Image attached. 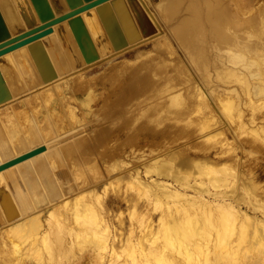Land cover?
I'll use <instances>...</instances> for the list:
<instances>
[{
  "label": "rangeland",
  "instance_id": "374dc122",
  "mask_svg": "<svg viewBox=\"0 0 264 264\" xmlns=\"http://www.w3.org/2000/svg\"><path fill=\"white\" fill-rule=\"evenodd\" d=\"M164 1H140L141 5H144L146 7L145 8L143 6L151 21L153 22L155 20V23L153 22L154 25L156 24L155 27L157 28V32L155 34L151 35L150 37L143 38L142 40L131 45H128L126 43L128 47L126 45H121V47L119 46L117 49H115L114 53L108 56L100 57L98 55L91 36L86 29V31L84 32L85 38L83 39V43L88 42L90 43V45L92 44L94 49V58L86 59L87 63L83 67H80L78 69H71L68 73L55 79L54 81L42 83L41 77L39 76V73L34 65L31 56L27 51L25 52L27 54L26 56L28 61L27 59H25V62L22 65L24 67L25 64H27V67L30 68L29 77H27L28 83L25 81V84L22 86L21 83L24 79H21L19 75V83L21 80L22 81L19 85V88L17 89L20 90H13V98L8 102L0 105V119L3 120V112L6 111L4 115L9 113L8 116H6L7 122H0V147L7 150L6 154L0 153V164L5 163V161L9 160L13 156L21 155L22 153H25L41 145H46V150L24 162L19 163V165L16 164L0 172V180L4 178L6 182L3 188L7 187V192L9 193L7 195V198L1 199L2 203L0 201V207L2 205L4 208V213L1 210L2 208L0 209V234L13 230L12 228L16 226V223L27 226L30 219L34 216L38 217L42 221L43 225L38 232L36 231V233L25 235L27 236L25 238L20 236L18 239H14L16 240L14 241V243H19L18 245L21 246L20 249L23 252H20L19 249L14 245H6V249L2 250L3 252L1 251L0 262H2L0 264H39V261L41 259L42 260L40 264H74L75 260L79 261V259L76 258L81 256V254L80 256L78 255L79 253H84L85 255V257L83 256V260L79 261L80 264H115V262H119L120 259V264H144L145 258V264H188L186 258L179 252H176V249L174 248L175 245H179L180 242L186 240H182L180 238L181 236H176L174 233H171L167 236L164 233V225H162L163 222L162 224L160 222L162 221L163 214H166L165 219H167L166 217L169 216V219H167L169 221H172V219L175 217L184 215L183 209L185 208L186 211L184 212H188L189 215H203L201 211H199V208L197 206L199 204L195 202V199L198 197V195L202 194V191L204 192L202 200L207 199L209 202H212L211 204L213 207H216L214 205V201L225 200V202L228 201L227 203L232 202V204L238 210L237 213H239V217H241L242 214L248 215H246L247 219L246 216H242L241 222L244 219L243 222H247L245 224L248 225V220L251 219V221L249 220V226L245 225V229V226H241L240 224H238L240 222V218L238 222L236 221L235 224H231L227 222L223 223L220 217H215V219L213 216H210L209 219L216 222L214 225H209V230L207 231V233L211 235L208 236L206 234L207 236L205 237V239H210L212 242L207 243L203 238L201 239V237H199L198 240L196 237V244L194 242H191V244L188 243L189 247L191 246V251L194 254L196 253L195 255L197 256L196 258H198L199 264H221L220 262L222 261L218 260L222 257L227 258V261L224 262V264H264V235L260 236V232H258L261 231L260 223L262 221L263 222L261 224L263 225L264 223V209H262L264 207L260 205L261 203H259L260 201L262 202V200H264V141L260 142V140H262L264 136L261 134H259L258 136L256 134L257 131H260L261 127H264V114L262 112L257 113L256 119H258L259 121L257 120L256 122V120L254 119V122H249L252 117L251 112L249 111V109L251 110V108L245 105V100L247 99L245 98V96L240 97L243 105L246 107L244 109V106H242L241 103L242 110L237 109L235 106L231 107L234 108L232 110L230 108V106L232 105L229 104V106L227 104L226 106H224L222 104H219L216 100L214 102V100L210 99V102L208 103H210V105L212 106L213 111L211 112L213 113L207 116V119H209V123L211 124H207L210 131L207 130L208 132L206 133V131L198 132L197 129L199 128L196 129V124L198 122L197 118L195 117L194 119L191 118V116L189 117L188 115L180 116L177 121H175L176 119H171V121L170 119L167 120V122L170 123L160 121L158 122V126L156 121H152V119L154 120V118L152 117H146L148 119V121L146 122L144 116L150 115H147V111H150L151 109L150 104H154L152 97L143 95L133 103V106L131 108L134 107L133 113H136V116L132 117V115H130V111L126 112L127 106L130 103L128 100L131 98V94L134 92V89L139 87V91H142L144 87L143 83L145 81H155L157 78H165L161 87H166L164 92L167 91V94L172 95H166V101L171 103L173 94L175 93V91H177V89H181L183 94H187L188 102L190 101V80H199L196 89L202 86L200 82L207 84L210 81L217 80V72H215L216 69L212 67V69H210L208 72H206V70L204 69V66H206L208 63H206L205 60L201 61V58H199V54L202 51H197V59L190 62L191 51L186 54L187 51L156 50L158 46L165 47L168 40H170L169 42L171 43L176 42L175 38H177V32L175 28L179 22L177 21L178 15L181 16L180 8L183 6H185L184 8L188 7L191 0H186V2L184 0L185 3L181 1L179 8H176V5L173 4L174 9L172 19L171 17H169V15L166 14L169 11H166V8H164L166 7ZM197 1V4H199V1L201 2V0ZM149 13L151 14L153 19L151 18ZM171 52H177L181 57L179 55H172ZM207 52L205 54H207ZM209 52L211 53L212 51ZM150 53H157L156 61H152V59L155 57H153ZM147 55L149 59L151 58L150 60L147 58ZM163 61L167 64H162ZM5 62H7V64L4 65V71L7 72V69L13 67V65L10 66L9 61ZM122 62L127 64L130 69L126 67L123 70H121V68L112 70L114 69V67L112 68V66L119 65ZM133 63H136L141 68V70H139L135 74H133L134 71L132 70ZM175 68L178 69L177 81L168 80L172 72L176 70ZM154 69H157V71H155ZM14 71H16V69L11 72ZM11 72H9L8 69L9 74L7 75V82L10 83L11 86L16 87L13 84V80L10 75ZM181 74H183V76H186V74H188V79L190 78L188 88L186 87L185 80L183 81V79L181 78L183 77ZM230 79H233L231 81H233L234 84L235 77L231 76ZM72 83L77 85L75 89L71 87ZM235 84L238 85L240 83L235 82ZM136 91L139 92L138 89ZM41 93L49 97L44 96ZM57 93L58 95H56ZM135 95L136 93L134 94V96ZM132 101H134V99ZM121 109L123 110V113ZM241 117H243V122H245V127L247 128H245L247 130H245L246 135H244L245 132L244 134L243 132L240 133V131H243L239 128L238 124L242 120ZM134 118H136V120ZM213 120L219 122V125H215ZM162 123L165 124L164 127ZM213 123L215 127L210 128ZM261 123L263 125H261ZM168 125L170 127H168ZM171 126L173 129L171 128ZM177 126L179 129L177 128ZM249 127L251 129L253 128V132H251V129ZM169 128L171 131L168 132ZM237 128L239 132H236L238 131ZM181 129H183L184 131L180 132L179 130ZM191 130L194 131V133ZM221 131H224V135L223 133H221ZM27 132L28 134L30 133V137L32 136L31 139L29 138ZM178 132H180V134ZM185 132H189L191 136L189 135V133L188 136H186ZM7 133L12 136L11 140H13L9 145H5L3 143L2 134ZM218 134H221L220 136H223L224 138L216 137ZM211 135L213 138H211L210 141H207L208 139L205 137ZM204 141L208 145H204ZM4 142L8 143V141ZM185 142L187 144H185ZM188 143H190L191 145ZM15 144L18 146V148H16ZM193 145L194 147H192ZM198 146L199 148H201L199 149ZM191 147L193 148V150H191ZM26 148L28 149L25 150ZM230 148L231 151L229 150ZM172 153L174 156L171 155ZM53 158L55 161L57 160L56 163H53ZM183 160L186 162L189 168L184 167L185 164ZM50 162L52 166H50ZM196 163H198V165L201 164L200 166L209 165L210 167H212L213 165L214 169H219H216V173L209 171V175H206L208 173L204 172L203 174H201V172H199L200 169H198ZM55 164L56 166L54 169ZM230 165H232V167L234 168H232ZM223 166L227 171L224 174H228L226 175V177L234 178V181L233 179L227 180V178L225 177L224 182H222L221 179L224 178V174H222L223 172H220V168H222ZM47 167L48 169H45ZM167 167L171 170H173V168H176L175 173L178 175V177H173V175L170 174V171V173L167 174ZM41 168L43 170H41ZM50 168L54 170L51 169V171H49ZM230 169L234 171H231ZM248 169H250L249 172ZM47 170L48 175L46 174V172H44ZM43 172L44 175H42ZM231 172H233L234 175L231 174ZM45 174L47 175V177ZM189 174H191L192 176ZM214 174L216 175L215 177ZM127 175L130 177H128ZM230 175L233 177H230ZM187 177L188 183L186 181ZM26 178L27 181L25 180ZM231 180L233 183L229 182ZM180 181L182 182V184ZM200 181L203 182L202 185H200ZM26 182L27 184H25ZM197 182H199V184ZM228 182L230 183V185L228 184ZM220 184L222 189L220 188ZM232 185H234V187ZM20 186L23 188L21 194L18 193L19 191L17 192L19 188L21 189ZM185 186H187L188 188H186ZM258 187H260V189ZM157 188H164L163 190L166 189L165 191H167L168 193L170 191L176 190V192L180 193L182 196H184L183 193H185L186 196H184L185 199L180 198V200L179 198H175L176 200H173L166 197H163V199L159 198L157 200L156 196L158 195L159 191ZM245 188H248L249 192H251L248 197L249 202L246 198V195H248L249 192L246 193ZM151 191H153L154 193ZM212 191L217 195H214ZM146 194L148 195V197L146 196ZM240 195L243 198L246 196L244 200L243 198L241 199ZM253 195H255V198ZM187 196H189V198ZM13 197H15L20 210L24 213H20L19 209L16 207V203H14L15 201ZM250 198H254V201H252ZM78 199L80 202L77 201ZM164 201L167 203H164ZM178 201H180L181 203ZM74 202H76V205L73 204ZM188 202L190 204H188ZM79 204H81V206ZM91 204L94 207L95 211L97 210V213L95 214L96 216L98 214V217H96L97 219L93 218L95 217L93 215V212L95 213V211L93 207L90 208ZM175 204L177 206H175ZM194 204L197 205L194 206ZM29 205H31L32 208L29 207ZM251 206L254 208H252ZM77 207L79 209V212L83 211L84 213H87L82 214L81 217L77 214L75 216L74 212H76L75 209L78 210ZM175 207H178L177 209L179 211L176 212L177 209ZM91 210L92 212L90 213ZM68 211L71 213H69ZM88 213L90 215H88ZM216 213L218 215L220 214L218 211ZM55 214L57 216L59 215V217L61 218V220L60 218L58 219V222L60 223L56 221ZM67 214L70 215V217ZM167 214H170L171 216ZM85 215L86 217H90L91 215H93V217L85 218ZM78 216L80 217V219H78ZM100 216L102 220L99 219ZM68 217L72 222L68 220ZM170 217L173 218L170 219ZM64 218L66 220L64 221V224H62V219ZM47 219H49L50 222L52 220L54 221H52L53 227ZM89 219L94 222L93 225H91V221ZM93 219H96L98 222L96 220L94 221ZM159 219H161L160 222ZM67 220L69 221L68 225L66 224ZM99 221H102L101 224ZM140 221L142 222L140 223ZM95 222L98 226H94ZM185 222V228L189 229L190 224L187 221ZM48 223L51 225V227H49L50 225ZM106 223L109 224L110 227L108 225H104ZM54 224L56 225L54 226ZM57 224H59V227H56L58 226ZM131 224H133V226H131ZM250 224H252V227H250ZM61 225L63 227L60 231L59 228L61 227ZM146 225H148V230L147 227H145ZM160 225L163 227L161 230ZM47 226L51 229L46 228ZM106 226H108V228H105L108 230V232H106L107 230H103ZM151 227L152 229H150ZM256 227H258L259 230H257L258 228ZM53 228L56 230H54ZM248 228H250V230H248ZM64 229H67L68 231L64 232ZM132 229L133 233L131 232ZM153 229L156 230L154 231ZM218 229L219 231H216ZM109 230L111 231L109 232ZM150 230L154 231V233L158 230V233L156 232L153 236H150V238L152 237V239L155 236L158 237L157 241L155 242V244L157 243L156 245L158 246H156L155 244L152 246L151 244H148L146 239H144V244L149 245H146V250L149 251L151 249L148 257L135 256L133 258V256L128 255V252H126L127 250H123L126 246V244H124L126 236L128 237L130 234H134V236L131 235L130 238L133 241V244H137L145 234H149ZM190 230L193 233L189 235L188 238L194 240L196 232L191 228ZM139 232H141V235L139 234ZM255 232L257 234H255ZM135 233L137 234V236ZM36 234L38 236L35 237ZM61 234L63 235L61 236ZM106 234L108 235V237L106 236ZM164 235H166V238L163 237ZM245 236L247 237L246 241H248L249 243L252 242L253 245L244 241ZM256 236L258 238H256ZM240 237H244L242 240L244 242L238 241ZM248 237L250 240L248 239ZM103 239L106 240L103 241ZM95 241L99 243L101 242V246L100 244L98 245L97 242L94 243ZM102 241L104 242V245H102ZM202 241L203 247H197L198 245H202ZM205 242L206 244H204ZM39 243L41 244V246L44 244V246L41 247ZM91 243L94 244L91 245ZM107 243H109L110 245ZM46 244L51 246V251L50 253L49 251H47V254L44 253L46 252ZM85 244H88L87 246L89 248L85 246ZM238 244H240L241 246ZM106 245L108 248L106 247ZM150 245L152 246V248ZM37 246L38 248L41 247V249L45 248L44 251L42 249V253H44L42 254V257L41 255L36 256L35 250ZM113 246L115 248H113ZM204 246L209 247H206L205 250ZM75 247H77V249ZM155 248L156 250H153ZM163 248L165 250H163ZM192 248L194 249L192 250ZM97 249L99 250V253L98 251L96 252ZM113 249H115L117 255L119 254L118 256H111L110 253L113 252ZM160 249L166 256L165 258H163V262L159 261V255H157V250ZM201 249L202 251L204 250V253L201 251ZM253 249H257L258 251H255ZM85 250L87 252H84ZM178 250L181 252L183 251L180 246L178 247ZM52 251L55 254L52 253ZM78 251L79 253H77ZM154 251L156 252L155 256ZM120 252L124 253V256L122 255V258L120 255L122 253ZM125 252L127 253V255ZM158 253L161 252L158 251ZM24 254H28L26 256H29L30 259L29 257L24 258ZM22 255H24V257ZM101 255L103 256L102 258ZM209 255L210 259H207L209 258ZM216 256L220 258L217 260ZM44 258L45 260L48 258L47 261H45ZM133 259H136L137 261L134 262L132 261ZM215 259L216 263L214 262ZM108 260L113 262L110 263V261L108 262ZM195 263L198 264L197 262Z\"/></svg>",
  "mask_w": 264,
  "mask_h": 264
},
{
  "label": "bare ground",
  "instance_id": "6f19581e",
  "mask_svg": "<svg viewBox=\"0 0 264 264\" xmlns=\"http://www.w3.org/2000/svg\"><path fill=\"white\" fill-rule=\"evenodd\" d=\"M0 1H3V3H6L7 2V0H0ZM36 1V3H37V5L38 4H40V6L38 7V10H39V12L41 13V9L43 10V7L41 6V0H35ZM141 1V0H140ZM164 1V0H163ZM181 1H183L184 2V0H171V1H169V0H166V1H164L165 2V5H166V7H164V8H166V11L168 10L169 12H167L166 14L167 15H169V17H171V19H172V15H173V9H174V5L173 4H175L176 5V8H179V5H180V2ZM196 1L197 0H191L190 1V4L188 5V7H186V8H184L185 6H183V7H181L180 8V10H181V16L180 15H178V20L177 21H179L178 22V24L176 25V32H177V38H175V41L176 42H169L170 40H168L167 41V43H166V45H165V47H157L156 48V50L157 51H187L186 52V54L187 53H189L190 51H191V53H190V62H192L193 60H196L197 59V55H196V53H197V51H202V52H200V54H199V58H201V61H203V60H205L206 61V63H208L206 66H204V69L206 70V72H208L210 69H212V67L214 68V69H216L215 70V72H217V80H214V81H210V82H208L207 84L206 83H201L200 82V84L202 85L200 88H197L196 89V86H197V84L199 83V80H190V78L188 79V74H186V76H183V74H181L183 77H181L182 79H183V81L185 80V84H186V87L188 88L189 87V80H190V101L188 102V98H187V94H183V92H182V90L181 89H177V91H175V93L173 94V98H172V102L171 103H169V102H167L166 100H167V98H166V95H169V96H172V95H170V94H167L168 92L167 91H165L164 92V90H165V88L166 87H161L162 86V84H163V82H164V80H165V78L163 79V78H157L155 81H145L144 83H143V85H144V87H143V89H142V91H139V87L138 88H136V89H134V92L131 94V98L128 100L130 103L128 104V106H127V109H126V112H128V111H130L131 112V114L130 115H132V117L133 116H136V113H133V110H134V107L133 108H131L132 106H133V103L135 102V101H137L141 96H147V97H152V100L154 101V104H150V106H151V109H150V111H147V115H149V116H144L145 117V119H146V122L148 121V119L146 118V117H152V118H154V120L152 119V121H156L157 122V126H158V122H160V121H165L166 123H170V122H167V120H169L170 119V121H171V119L173 120V119H176L175 121H177L178 120V118L180 117V116H191V118H194L195 119V117L197 118V120H198V122H197V127H196V129L197 128H199V129H197L198 130V132H205L206 131V133L208 132L207 130H209L210 131V129H208V126H207V124H211V123H209V119H207V116H209V115H211L213 112H211V111H213L212 109V106L210 105V103H208V102H210V99L211 100H214V102H215V100L219 103V104H222V105H224V106H226L227 104L229 105H232V106H230V108L231 107H233V106H235L237 109H239V110H242V106H244L243 105V103H242V101H241V99H240V97H242V96H245V98H247L245 101H246V104L245 105H247V106H249L250 108H251V110L249 109V111L251 112V115H252V117H251V120H249V122H254L255 120H256V122H257V120L258 119H256V114L257 113H259V112H262L263 114H264V0H201V2L199 1V4H197L196 3ZM185 2H186V0H185ZM184 2V3H185ZM198 2V1H197ZM189 3V2H188ZM143 4V3H142ZM164 5V6H165ZM144 6V5H143ZM42 7V8H41ZM145 7V6H144ZM146 8V7H145ZM163 9V8H162ZM147 10V9H146ZM165 10V9H164ZM179 10V11H180ZM148 11V10H147ZM165 11V12H166ZM178 11V12H179ZM147 13V12H146ZM150 14V13H149ZM148 15V14H147ZM166 15V16H167ZM150 16H151V14H150ZM101 17L103 18V20L105 21V22H109V23H111L112 24V26H114V18H113V16H112V14H111V12L108 10V12H101ZM77 18H80V16H78ZM150 18V17H149ZM151 18H152V16H151ZM177 18V17H176ZM153 19V18H152ZM170 19V18H169ZM151 20V19H150ZM174 20V19H173ZM70 21V24H71V26H72V29H73V31H74V33H75V35H76V38H77V40H78V42H79V44H80V47L82 48V50H83V54H84V56H85V58L86 59H93L94 58V56H93V46H92V44L90 45V43H88V42H84L83 43V39L85 38V36H84V32L86 31V29L88 28V27H93L92 25H91V22H90V20H88L87 18L85 19V20H83V19H81V20H79V19H77V20H75V19H72V20H69ZM175 21H176V19H175ZM154 23H155V20L153 21ZM175 23V22H174ZM156 25V24H155ZM158 25V24H157ZM158 27V26H157ZM161 45V44H160ZM127 46V45H126ZM128 47V46H127ZM126 47V48H127ZM207 52V54H205L206 52ZM209 51H212L211 53L209 52ZM114 53V52H113ZM172 53V55H179L177 52H171ZM153 57H155V58H153L152 59V61H156V56H157V53H150ZM150 54H148V55H150ZM27 54L24 52V50H22V51H19V52H17L15 55H12L10 58H9V65L10 66H12L13 65V67H14V69H16V71H14V72H11V71H13L14 69H13V67H10V68H8L9 69V72H11L10 73V75H11V77H12V80H13V84L16 86V87H13V86H11L10 85V83H9V87L11 88V90L13 91V90H20V89H17V88H19V85H20V83H21V81H20V83H19V80H18V78H19V75H20V78L21 79H24L23 81H22V86L25 84V81L28 83V78L27 77H29V73H30V68L29 67H27V64H25V66L23 67V63L25 62V59H27V56H26ZM148 55H147V58L149 59V57H148ZM182 55V54H181ZM151 56V57H152ZM180 56V55H179ZM181 57V56H180ZM67 58V59H66ZM66 58H65V60L67 61V63H71L70 62V60H69V58H68V56H66ZM151 59V58H150ZM149 59V60H150ZM179 60H181V59H179ZM27 61H28V59H27ZM26 61V62H27ZM162 64H167L166 62H162ZM1 67H2V69H3V71H4V66L1 64ZM114 67V69H112ZM126 67H128V69H130V67L127 65V64H125L124 62H122V63H120L119 65H114V66H112V70H115L116 68H121V70H123V69H125ZM8 69H7V72L6 71H4L3 73H4V75H5V78L8 80ZM109 69H110V67H109ZM176 69V68H175ZM26 70V71H25ZM108 70V69H107ZM132 70L134 71V73L133 74H135V73H137L139 70H141V68H140V66L139 65H137L136 63H133L132 64ZM155 71H157V69H154ZM175 71V72H174ZM173 72H172V74L170 75V77L168 78V80H171V81H177V71H178V69H176V70H174ZM110 72V71H109ZM244 72H246V73H244ZM7 73V74H6ZM24 76H23V75ZM132 74V75H133ZM185 74V73H184ZM22 75V76H21ZM231 76L233 77H235V79H234V84H233V81H231V80H233V79H230L231 78ZM141 80V79H140ZM139 80V81H140ZM235 82L236 83H240V84H235ZM43 83V82H42ZM193 84V85H192ZM240 85V86H239ZM76 84H71V87L73 88V89H75L76 88ZM193 86H194V88H193ZM240 87V89H239V87ZM54 88H55V86H54ZM59 88V87H58ZM191 88H193V89H191ZM62 89V88H61ZM60 89V90H61ZM138 89V91L139 92H137L136 90ZM56 90V89H55ZM59 90V89H58ZM48 92V91H47ZM58 92V91H57ZM49 93V92H48ZM136 93V95L134 96V94ZM42 94V93H41ZM244 94V95H243ZM42 95H44V96H47V95H45V94H42ZM50 95V94H49ZM56 95H58V93L56 94ZM47 97H49V96H47ZM134 99V101H132ZM149 100V99H148ZM132 101V102H131ZM157 102V103H156ZM244 102V101H243ZM233 103V104H232ZM241 103H242V106H241ZM228 106V107H229ZM241 107V108H240ZM244 109L246 108L245 106L243 107ZM232 110L234 109V108H231ZM230 109V110H231ZM248 109V108H247ZM246 109V110H247ZM11 110V109H10ZM9 110V111H10ZM24 110V109H23ZM22 110V111H23ZM25 110H26V108H25ZM122 110V109H121ZM209 110V111H208ZM6 112V111H5ZM5 112H3L2 114H3V120L2 119H0V122L1 123H5V121L7 120V117L6 116H8V114H6V115H4L5 114ZM13 112V111H12ZM18 112V111H17ZM25 112V111H24ZM125 112V111H124ZM249 112V113H250ZM23 113V112H22ZM122 113H123V110H122ZM12 114V113H11ZM124 114H126V113H124ZM145 114V113H144ZM146 115V114H145ZM250 115V114H249ZM138 116V115H137ZM157 116V117H156ZM189 117H187V118H189ZM10 118V117H9ZM243 117H241V119H242ZM135 120H136V118H134ZM240 119V120H241ZM250 119V118H249ZM255 119V120H254ZM2 120V121H1ZM139 120V119H138ZM246 120H247V117H246ZM254 120V121H253ZM4 121V122H3ZM9 121V120H8ZM144 121V120H143ZM151 121V120H150ZM214 121V123H215V125H219V122H217L216 120H213ZM259 121V120H258ZM260 121H262V120H260ZM7 122V121H6ZM141 122V121H140ZM164 122V123H165ZM164 123H162L163 124V127L165 126V124ZM214 123H213V125L210 127V128H212V127H215V125H214ZM223 123V122H222ZM160 124V123H159ZM178 124V123H177ZM183 124H185V123H183ZM239 124V128L240 129H242L243 131H240V133L241 132H243V134H244V132H245V134L244 135H246V127H245V122H243V119L241 120V122H239L238 123ZM237 124V125H238ZM247 124V123H246ZM250 124V123H249ZM137 125V124H136ZM156 125V124H155ZM161 125V124H160ZM176 125V124H175ZM261 125H263L262 123H261ZM162 126V125H161ZM180 126V125H179ZM182 126V125H181ZM187 126V125H186ZM205 126V127H204ZM259 126V125H258ZM168 127H170L169 125H168ZM175 127V126H174ZM190 127V126H189ZM257 127V126H256ZM160 128V127H159ZM171 128H172V126H171ZM177 128H178V126H177ZM180 128H182V127H180ZM246 128V129H245ZM250 128V127H249ZM162 129V128H161ZM164 129V128H163ZM173 129V128H172ZM175 129V128H174ZM179 129V128H178ZM184 129H185V127H184ZM251 129V128H250ZM237 130H238V128H237ZM246 130V131H245ZM256 130V129H255ZM159 131V130H158ZM169 131H171L170 130V128H169V130H168V132ZM180 132L181 131H184L183 129H181V130H179ZM192 131V130H191ZM257 131V130H256ZM174 132V131H173ZM180 132H178L179 134H180ZM187 132V131H186ZM185 132V133H186ZM193 133H194V131H192ZM236 132H239V130L238 131H236ZM251 132H253V128L251 129ZM251 132H250V134H251ZM260 132V133H259ZM160 133V132H159ZM189 133V132H188ZM188 133H186V136H188ZM221 133H223V135H224V131L222 132L221 131ZM27 134H28V132H27ZM166 134H168V133H166ZM173 134V133H172ZM171 134V135H172ZM195 134H196V132H195ZM198 134H201V133H198ZM239 134V133H238ZM237 134V135H238ZM249 134V133H248ZM253 134V133H252ZM256 134L259 136V134H261V135H263L264 136V127H261L260 128V131H257L256 132ZM3 135V143L5 144V145H9L13 140H11V138H12V136L10 135V134H2ZM30 135V133L28 134V136ZM189 135H190V133H189ZM204 135V134H203ZM221 134H218L216 137H219V138H222L223 136H220ZM176 136V135H175ZM191 136V135H190ZM243 136V135H242ZM255 136V135H254ZM185 137V136H184ZM29 138L31 139L32 138V136L30 137L29 136ZM166 138V137H165ZM173 138H174V136H173ZM188 138V137H187ZM205 138H207L208 140L207 141H210L211 140V138H213L212 137V135L211 136H208V137H205ZM204 138V139H205ZM210 138V139H209ZM224 138V137H223ZM240 138H241V136H240ZM246 138H248V137H246ZM252 138V137H251ZM255 138H256V136H255ZM260 138H261V136H260ZM18 139V138H17ZM253 139V138H252ZM251 139V140H252ZM257 139V138H256ZM264 139V138H263ZM260 140V142L261 141H264V140ZM36 140H39V139H36ZM35 140V141H36ZM238 140H240V139H238ZM4 141H8V143H5ZM170 141V140H169ZM206 141V140H205ZM205 141H204V145L206 144L205 143ZM223 141V140H222ZM245 141V140H244ZM250 141V140H249ZM188 142H189V140H188ZM220 142H221V140H220ZM229 142H231V141H229ZM240 142V141H239ZM257 142H259V141H257ZM59 143V142H58ZM170 143V142H169ZM195 143V142H194ZM185 144H187L186 142H185ZM188 144H190V143H188ZM258 144V143H257ZM260 144V143H259ZM24 145H25V143H24ZM191 145V144H190ZM196 145V144H195ZM197 145H199V144H197ZM201 145V144H200ZM206 145H208V144H206ZM219 145V144H218ZM220 145H222V144H220ZM253 145H254V143H253ZM263 145V144H262ZM15 146H16V148H18V146L15 144ZM62 146V145H61ZM186 146V145H185ZM202 146V145H201ZM212 146V145H211ZM258 146V145H257ZM256 146V147H257ZM56 147V146H55ZM192 147H194V145L192 146ZM191 147V148H192ZM195 147H197V146H195ZM203 147V146H202ZM250 147V146H249ZM255 147V148H256ZM198 148H199V146H198ZM201 148V147H200ZM199 148V149H200ZM204 148V147H203ZM206 148V147H205ZM228 148V147H227ZM232 148V147H231ZM231 148L229 149L230 151H231ZM20 149V148H19ZM28 148H26L25 150H27ZM198 149V150H199ZM225 149V148H224ZM56 150V149H55ZM58 150V149H57ZM61 150V149H60ZM163 150V149H162ZM191 150H193V148L191 149ZM208 150V149H207ZM221 150H223V149H221ZM228 150V149H227ZM261 150V149H260ZM7 150L6 149H3V148H1L0 147V153L1 154H4L5 152H6ZM17 151V150H16ZM154 151V150H153ZM229 151V152H230ZM244 151H246V150H244ZM251 151V150H250ZM62 152V151H61ZM199 152V151H198ZM227 152V151H226ZM235 152V151H234ZM233 152V153H234ZM256 152V151H255ZM261 152V151H260ZM220 153H222V152H220ZM230 154V153H229ZM229 154H227V155H229ZM232 154V153H231ZM172 156H174L173 155V153L171 154ZM220 155V154H219ZM222 155V154H221ZM223 156V155H222ZM1 157V156H0ZM57 157V156H56ZM175 157H176V155H175ZM215 157V156H214ZM58 158V157H57ZM169 158V157H168ZM172 158V157H171ZM174 158V157H173ZM173 160V159H172ZM53 163H56V161L54 160V158H53ZM55 161V162H54ZM154 161V160H153ZM175 161V160H174ZM150 162H152V161H150ZM183 162H184V167H188L189 168V166L186 164V162L183 160ZM29 163V162H28ZM27 163V164H28ZM52 163V164H53ZM156 163V162H155ZM163 163H164V161H163ZM233 163V162H232ZM200 164V163H199ZM203 164V163H202ZM16 165V164H15ZM17 165H19V164H17ZM48 165V164H47ZM196 165H197V167H198V169H200V171L199 172H201V174H203V172L204 173H208V174H206V175H209V171L210 172H213V173H216V169L218 170L219 168H216V169H214L213 168V165H212V167H210L208 164V166H200V165H198V163H196ZM211 165V164H210ZM228 165V164H227ZM226 165V166H227ZM42 166V165H41ZM50 166H52L51 165V162H50ZM55 166H56V164L54 165V169H55ZM166 166V165H165ZM231 167H232V165H230ZM230 166H228V167H230ZM44 167V166H43ZM42 167V168H43ZM61 167H63V166H61ZM41 168V170H43ZM225 167L223 166L222 168H220V172H223L222 174H224L225 172H227L225 169H224ZM232 168H234V167H232ZM45 169H48V167L47 168H45ZM44 169V170H45ZM51 169L52 168H50V170L49 171H51ZM54 169H52V170H54ZM214 169V170H213ZM222 169H223V171H222ZM227 170H228V168H227ZM231 170V169H230ZM249 170L250 169H248V172H249ZM58 171V170H57ZM171 173H170V172ZM175 171H176V168H173V170H171V169H168V167H167V169H166V173L167 174H172L173 175V177H178V175L175 173ZM178 171V170H177ZM231 171H234V170H231ZM44 172H46V174H47V172H48V170L47 171H44ZM44 172H43V174L42 175H44ZM247 172V171H246ZM251 172V171H250ZM26 173V172H25ZM49 173H52V172H49ZM212 173V174H213ZM218 173V172H217ZM235 173V172H234ZM45 174V175H46ZM219 174V173H218ZM231 174H233V172H231ZM249 174H251V173H249ZM26 175V174H25ZM48 175V174H47ZM47 175H46V177H47ZM189 175H191V174H189ZM226 175H228V174H226ZM226 175L224 174V178L223 179H221L222 180V182H224V179H225V177H226ZM234 175V174H233ZM128 176V175H127ZM181 176V175H180ZM180 176H179V179H180ZM192 176V175H191ZM203 176V175H202ZM210 176H212V175H210ZM216 175L214 174V177H215ZM27 177V176H26ZM57 177V176H56ZM128 177H130V176H128ZM186 177V176H185ZM209 177V176H208ZM230 177H233V176H231L230 175ZM45 178V177H44ZM44 178H43V180H44ZM49 178V177H48ZM227 178V177H226ZM24 179V178H23ZM22 179V180H23ZM77 179V178H76ZM182 179V178H181ZM184 179V178H183ZM203 179V178H202ZM230 180V179H233V181H234V178H227V180ZM26 181H27V178L25 179ZM42 180V179H41ZM188 180V177H187V179H186V181ZM237 180V179H236ZM185 181V182H186ZM226 181V180H225ZM5 182V180H4V178H2V180H0V191H1V189L5 186V184H6V182ZM12 182V181H11ZM20 182V181H19ZM25 182V181H24ZM30 182V181H29ZM181 182V181H180ZM201 182V181H200ZM221 182V183H222ZM230 183L232 182V180L231 181H229ZM228 182V184L230 185V183ZM235 182H237V181H235ZM234 182V183H235ZM72 183V182H71ZM187 183H188V181H187ZM198 184H199V182H197ZM196 183V184H197ZM233 183V182H232ZM245 183V182H244ZM252 183V182H251ZM11 184V183H10ZM15 184V183H14ZM17 184V183H16ZM25 184H27V182L25 183ZM30 184V183H29ZM181 184H182V182H181ZM203 184V182H201V184L200 185H202ZM224 184V183H223ZM236 184V183H235ZM19 185V184H18ZM84 185H85V182H84ZM229 185H228V187H229ZM246 185V184H245ZM11 186V185H10ZM69 186V185H68ZM188 186V185H187ZM187 186H185L186 188H188ZM204 186V185H203ZM233 187H234V185H232ZM14 187H17V186H14ZM21 187V186H20ZM67 187V186H66ZM80 187V186H79ZM159 187V186H158ZM161 187V186H160ZM190 187V186H189ZM241 187V186H240ZM246 187V186H245ZM47 188H49V187H47ZM168 188V187H167ZM191 188V187H190ZM220 188L222 189V187H221V184H220ZM259 189H260V187H258ZM18 189V188H17ZM16 189V190H17ZM22 187H21V189L19 188L18 190H17V192L18 193H20L21 194V191H22ZM44 189V188H43ZM71 189V188H70ZM150 189H152V188H150ZM150 189H148V190H150ZM158 189V188H157ZM164 188H159L158 190V195L156 196V198H157V200L160 198V199H163V197H166V198H168V199H173V200H176V199H178L179 198V200H180V198L182 199V198H184L185 199V197L184 196H186L185 195V193H183V195L184 196H182L180 193H178V192H176V190H174V191H170L169 193L167 192V191H165V190H163ZM217 189H218V187H217ZM224 189V188H223ZM234 189V188H233ZM45 190V189H44ZM154 190V189H153ZM197 190V189H196ZM220 190V189H219ZM245 190H246V193H248L249 192V189L248 188H245ZM244 190V191H245ZM252 190V189H251ZM33 191V190H32ZM260 191V190H259ZM17 192H16V195H17ZM151 192H153V191H151ZM155 192H156V190H155ZM213 192V191H212ZM217 192V191H216ZM220 192V191H219ZM235 192V191H234ZM233 192V193H234ZM33 193V192H32ZM154 193V192H153ZM204 192L202 191V194L201 195H198V197L194 200L195 202H197L199 205H197V204H194V206H198V208H199V211H201V213L203 214V215H201V216H199L198 214V216L196 215V214H191V215H189L188 214V212H184V211H186L185 209H183L184 211H183V213H184V215H181L180 217H175V218H171L170 217V219H172V221L170 220H167V219H169V216L168 217H166L167 219H165V215L163 214V216H162V221L160 222V220L161 219H159V222L162 224V222H163V224L162 225H164L163 227H164V233L168 236L169 234H171V233H174L176 236H181L180 238L182 239V240H186V241H182V242H180L179 243V245H175V249H176V252H179L180 254H182L185 258H186V260H187V263L188 264H194L195 262H197L198 264H199V262H198V258H196L197 256L191 251V249H190V247H189V245H188V243L189 244H191V242H194L195 244H196V242H195V239H196V237H197V239L199 238V237H201V239L203 238L204 239V241L206 240L205 239V237L208 235V236H210L211 234H208L207 233V231L209 230V225H214L215 224V222L216 221H214V220H210L209 218H210V216H213L214 218L215 217H220L221 218V220H222V222L224 223V222H227V223H231V224H235L236 223V221L238 222L239 221V218H240V222H241V217L242 216H246V215H243L242 213H240V214H242V216L241 217H239V213H237V209L235 208V206L232 204V202L231 203H227V202H225V200H218V201H214L215 202V206L216 207H213L212 206V202H209L207 199L206 200H202L203 198V194ZM211 193V192H210ZM214 193V192H213ZM212 193V194H213ZM237 193V192H236ZM251 192H249L248 193V195H246L245 197L247 198V201H248V197H249V194H250ZM48 194H50V193H48ZM149 194V193H148ZM157 194V193H156ZM221 194H222V192H221ZM243 194V193H242ZM15 195V196H16ZM33 195V194H32ZM131 195V194H130ZM129 195V196H130ZM214 195H217V194H215L214 193ZM244 195H245V192H244ZM243 195V196H244ZM47 196V195H46ZM59 196V195H58ZM146 196L148 197V195L146 194ZM254 196V198H255V195H253ZM17 197V196H16ZM188 198H189V196H187ZM233 197V196H232ZM240 197H241V199L243 198L241 195H240ZM244 197V198H245ZM251 197H252V195H251ZM20 198V197H19ZM45 198V197H44ZM83 198V197H82ZM130 198V197H129ZM151 198V197H150ZM176 198V199H175ZM244 198H243V200H244ZM254 198H250L252 201H254ZM49 199V198H48ZM131 199V198H130ZM165 199V198H164ZM85 200V199H84ZM167 200V199H166ZM188 200V199H187ZM192 200V199H191ZM250 200V201H251ZM55 201V200H54ZM77 201H79V199L77 200ZM152 201V200H151ZM154 201V200H153ZM251 201V202H252ZM256 201V200H255ZM53 202V201H52ZM80 202V201H79ZM78 202V203H79ZM86 202V201H85ZM160 202V201H159ZM178 202H180V201H178ZM190 202V201H189ZM188 202V204H190ZM230 202V201H229ZM246 202V201H245ZM249 202V201H248ZM247 202V203H248ZM259 202V201H258ZM15 203V202H14ZM76 202H74L73 204L74 205H76L75 204ZM136 203V202H135ZM153 203H155V202H153ZM157 203H158V201H157ZM164 203H167V202H165L164 201ZM181 203V202H180ZM255 203V202H254ZM259 203H261L260 205L261 206H263L264 207V200H262V202L260 201ZM73 204H71V205H73ZM177 204V203H176ZM175 204V206H177ZM187 204V203H186ZM80 206H81V204H79ZM79 205H77V206H79ZM168 205V204H167ZM174 205V204H173ZM246 205V204H245ZM251 205H253V204H251ZM259 205V204H258ZM257 205V206H258ZM11 206V205H10ZM33 206V205H32ZM65 206V205H64ZM9 207V206H8ZM29 207H31V205H29ZM67 207V206H66ZM93 206H92V204H91V206H90V208H92ZM160 207H161V205H160ZM181 207V206H180ZM183 207V206H182ZM249 207V206H248ZM252 207V206H251ZM16 208V207H15ZM18 208V207H17ZM42 208V207H41ZM55 208V207H54ZM64 208V207H63ZM70 208V207H69ZM68 208V209H69ZM172 208H173V206H172ZM171 208V209H172ZM176 208V207H175ZM178 208V207H177ZM176 208V209H177ZM197 208V207H196ZM252 208H254V207H252ZM27 209V208H26ZM66 209V208H65ZM67 209V210H68ZM77 209H78V207H77ZM93 209H94V207H93ZM206 209V210H205ZM251 209V208H250ZM256 209V208H255ZM262 209H264V208H262ZM29 210V209H28ZM39 210V209H38ZM56 210H57V208H56ZM168 210H170V209H168ZM192 210V209H191ZM204 210V211H203ZM240 210V209H239ZM10 211V210H9ZM55 211V210H54ZM65 211V210H64ZM75 211L76 212H74V214H75V216H76V214L77 215H79L80 217H81V215L82 214H86V213H84L83 211H80L79 212V209L78 210H76L75 209ZM94 211H95V209H94ZM97 211V210H96ZM95 211V213L93 212V215L95 216V217H93V215H91L90 217H93V218H96V217H98V214H97V216L95 215L97 212ZM177 211H179L178 209L176 210V212ZM198 211V212H199ZM203 211V212H202ZM219 212L220 214L218 215L216 212ZM249 211V210H248ZM255 211V210H254ZM257 211V210H256ZM27 212V211H26ZM59 212H60V209H59ZM69 212V211H68ZM92 212V210L90 211V213ZM169 212V211H168ZM240 212H242V211H240ZM51 213V212H50ZM69 213H71V212H69ZM171 213V212H170ZM173 213V212H172ZM262 213H263V211H262ZM49 214V213H48ZM52 214V213H51ZM62 214V213H61ZM73 214V215H74ZM180 214V213H179ZM68 215V214H67ZM88 215H90L89 213H88ZM101 215V214H100ZM167 215H170V214H167ZM177 215H178V213H177ZM188 215H189V217H188ZM52 216H54V215H52ZM61 216V215H60ZM69 217H70V215H68ZM78 216V217H79ZM171 216V215H170ZM248 216V215H247ZM247 216H246V219H247ZM35 217V216H34ZM31 218L30 219V221H29V224H27V226H24L23 224H17L16 223V226H12L13 228V230H11V231H7L6 233L5 232H3L2 234H0V256H1V251L2 250H5L6 249V245H14V246H16L18 249H19V251L20 252H23V251H21V246H19L16 242L14 243V241H16V240H14V239H18L20 236H22V237H27V236H25V235H30V233H36V231L38 232L39 230H40V228L42 227V221L38 218V217H35V218ZM49 217V216H48ZM62 217V216H61ZM69 217H68V220H70L71 221V219H69ZM80 217L78 218V219H80ZM88 218H90L89 216H87ZM86 217V215H85V218H87ZM104 217V216H103ZM54 218V217H53ZM60 217H59V215L57 216L56 214H55V219H56V221L58 222V219H59ZM66 218V217H65ZM62 219V224H64V221L66 220V219ZM75 218V217H74ZM77 218V217H76ZM134 218H136V217H134ZM249 218H251V217H249ZM97 219V218H96ZM95 219V220H96ZM100 220H102L101 219V216H100V218H99ZM98 219V220H99ZM104 219V218H103ZM139 219V218H138ZM216 219V218H215ZM254 219V218H253ZM256 219V218H255ZM48 220V222H50V220L49 219H47ZM60 220H61V218H60ZM59 220V221H60ZM66 221L67 223V225L69 224L68 222L69 221ZM87 220V219H86ZM90 220V219H89ZM94 220V219H93ZM94 220V221H95ZM141 220V219H140ZM144 220V219H143ZM244 220V219H243ZM243 220H242V222H243ZM250 221H251V219H249ZM249 220H248V225L247 224H245V223H247V222H239L238 224H240L241 226L243 225V226H245V225H247V226H249ZM53 221V220H52ZM52 221L50 222L51 223V225H52V227H53V223H52ZM83 221H84V219H83ZM91 221V220H90ZM97 221V220H96ZM106 221V220H105ZM104 221V222H105ZM185 221H187L189 224H190V227H189V229H187V228H185V226H186V222ZM258 221V220H257ZM257 221H255V222H257ZM260 221V220H259ZM54 222V221H53ZM72 222V221H71ZM70 222V223H71ZM93 221H91V225H93L94 224V222L92 223ZM98 222V221H97ZM100 222V221H99ZM102 222V221H101ZM101 222H100V224H101ZM107 222V221H106ZM134 222H136V221H134ZM138 222V221H137ZM142 221H140V223H141ZM263 222V221H262ZM261 222V223H262ZM27 223V222H26ZM47 223V222H46ZM58 223H60V222H58ZM84 223H86V222H84ZM108 223V222H107ZM104 224V225H108L109 226V224ZM110 223V222H109ZM148 223V222H147ZM146 223V224H147ZM260 223V225L262 226H260V229H261V231H258V232H260L259 234H260V236L261 235H264L263 234V232H264V223H263V225ZM49 224V223H48ZM99 224V223H98ZM258 224V223H257ZM256 224V225H257ZM50 225V224H49ZM48 225V226H49ZM51 225L49 226V227H51ZM56 224H54V226H55ZM58 226H56V227H59V224H57ZM97 224H96V222H95V225L94 226H96ZM103 225V224H102ZM142 225H143V223H142ZM142 225H141V227H142ZM251 226L250 227H252V224H250ZM255 225V226H256ZM48 226L46 227V228H48ZM98 226V225H97ZM108 226H106V227H104V229L103 230H107V229H105V228H108ZM131 226H133V224H131ZM148 225H146L145 227H147ZM217 226V225H216ZM255 226H253V227H255ZM63 226L61 225V227L59 228V230L61 231V228H62ZM100 227V226H99ZM110 227V226H109ZM161 225H160V230L163 228ZM222 227V226H221ZM259 227V226H258ZM258 227H256V228H258ZM101 228V227H100ZM131 228V227H130ZM134 228V227H133ZM190 228L192 229V230H194L196 233H195V237H194V240H191L190 238H188V236L189 235H191L193 232H191V230H190ZM48 229H51V228H48ZM54 229V228H53ZM68 229V228H67ZM65 230L64 229V232H66V231H68V230ZM145 229V228H144ZM143 229V230H144ZM150 229H152V227L150 228ZM226 229V228H225ZM234 229V228H233ZM240 229V228H239ZM245 229H246V226H245ZM54 230H56V229H54ZM147 230H148V227H147ZM146 230V231H147ZM154 230V229H153ZM156 230V229H155ZM154 230V231H155ZM159 230V229H158ZM158 230L156 231L157 233H158ZM228 230V229H227ZM248 230H250V228H248ZM257 230H259V228L257 229ZM49 231H51V230H49ZM111 230H109V232H110ZM138 231V230H137ZM154 231H151L150 230V232H149V234L147 235V234H145V235H147V236H143L142 238L141 237H138V238H141L139 241V243H137V244H133L132 242V240H131V238H130V236L132 235V236H134V234H130L128 237L126 236V240H125V243L124 244H126V246L124 247V251H126V252H128V255H130V256H133V258L136 256V257H139V256H142V257H148L149 256V252H150V250L149 251H147L146 250V245H148V244H151L152 246L155 244V242L157 241V238L158 237H154L153 239H152V237L150 238V236H153L155 233H154ZM163 231V230H162ZM216 231H219V229L218 230H216ZM230 231V230H229ZM240 231V230H239ZM104 232V231H103ZM106 232H108V230L106 231ZM132 233H133V229H132V231H131ZM135 232V231H134ZM211 232V231H210ZM257 232V231H256ZM255 232V234H257ZM49 233V232H48ZM68 233V232H67ZM105 233V232H104ZM129 233V232H128ZM57 234H58V232H57ZM65 234V233H64ZM103 234V233H102ZM108 234V233H107ZM106 234V236L108 237V235ZM136 234V233H135ZM139 234L141 235V232H139ZM138 234V235H139ZM144 234V233H143ZM207 234V235H206ZM244 234V233H243ZM49 235V234H48ZM53 235V234H52ZM63 234H61V236H62ZM67 235V234H66ZM105 235V234H104ZM156 235H158V234H156ZM163 235V234H162ZM166 235H164L163 237L164 238H166L165 236ZM36 236H38L37 234L35 235V237ZM42 236H43V234H42ZM60 236V235H59ZM136 236H137V234H136ZM241 236V235H240ZM248 236H249V234H248ZM22 237H21V239H22ZM41 237V236H40ZM106 237V238H107ZM42 238V237H41ZM51 238H52V236H51ZM50 238V239H51ZM61 238V237H60ZM150 238V239H149ZM161 238H162V236H161ZM242 237H240L239 239H238V241H242L243 240V238L241 239ZM251 238V237H250ZM253 238H255V237H253ZM256 238H258L257 236H256ZM63 239H64V237H63ZM144 239H146L147 240V242H148V244H144ZM152 239V240H151ZM248 239H249V237H248ZM99 240V239H98ZM104 240H106V239H103V241ZM108 240H110V239H108ZM168 240V239H167ZM199 240V239H198ZM208 240V241H207ZM206 240V242L208 243V242H212L210 239H207ZM210 240V241H209ZM247 240V237L245 236V240L244 241H246ZM250 240V239H249ZM260 240V239H259ZM259 240H257V241H259ZM26 241V240H25ZM40 241V240H39ZM102 241V245H104V242ZM115 241V240H114ZM217 241V240H216ZM237 241V242H238ZM244 241H242V242H244ZM18 242V241H17ZM28 242V241H27ZM97 241H95L94 243H96ZM206 242L204 243V244H206ZM246 242H248V241H246ZM262 242V241H261ZM21 243V242H20ZM41 243V242H40ZM39 243V244H40ZM44 243V242H43ZM42 243V244H43ZM45 243H46V241H45ZM87 243V242H86ZM90 243V242H89ZM88 243V244H89ZM94 243H91V245L92 244H94ZM98 243V245L100 244V246H101V242L99 243V242H97ZM113 243H115V242H113ZM199 243V242H198ZM203 243V241L201 242V244ZM249 243V242H248ZM263 243V242H262ZM87 244V245H88ZM106 244V243H105ZM107 244H109V243H107ZM157 244V243H156ZM155 244V245H156ZM159 244V243H158ZM215 244H216V242H215ZM249 244H252V242L251 243H249ZM47 246H46V252H44V253H46L47 254V251H49V253H50V247L51 246H49L48 244H46ZM80 245V244H79ZM78 245V246H79ZM82 245V244H81ZM86 244H85V246H87ZM96 245V244H95ZM110 245V244H109ZM115 245V244H114ZM150 245V246H151ZM208 245V244H207ZM238 245H240V244H238ZM253 245V244H252ZM25 246V245H24ZM40 246H41V244H40ZM42 246H44V244L42 245ZM41 246V247H42ZM76 246V245H75ZM84 246V245H83ZM117 246V245H116ZM149 246V245H148ZM152 246H151V248H152ZM156 246H158V245H156ZM181 247L182 248V252L181 251H179L178 250V247ZM211 246V245H210ZM216 246V245H215ZM218 246V245H217ZM241 246V245H240ZM41 247L40 248H38V246H37V248H36V256H40L41 255V257H42V254H44V253H42L43 251H44V249H43V251H42V249H41ZM88 247V246H87ZM106 247H107V245H106ZM120 247H121V245H120ZM123 247V246H122ZM173 247V246H172ZM197 247H203V244L200 246V245H198ZM205 247V250H206V247H209V246H204ZM76 249H77V247H75ZM89 248V247H88ZM100 248V247H99ZM102 248V247H101ZM108 248V247H107ZM113 248H115L114 246H113ZM154 248V247H153ZM156 248H158V247H156ZM156 248L155 249H153V250H156ZM213 248V247H212ZM248 248V247H247ZM24 249V248H23ZM49 249V250H48ZM78 249H80V248H78ZM82 249V248H81ZM104 249H105V247H104ZM121 249V248H120ZM148 249V248H147ZM194 248H192V250H193ZM203 249V248H202ZM202 249H201V251H202ZM230 249V248H229ZM228 249V250H229ZM41 250V251H40ZM122 250V251H123ZM163 250H165L164 248H163ZM227 250V251H228ZM253 250H257V249H253ZM87 251H88V249H87ZM86 250L84 251V252H87ZM98 251V253H99V250L97 249L96 250V252ZM103 251V250H102ZM111 251V250H110ZM121 251V250H120ZM158 251L159 252H161V253H158ZM200 251V250H199ZM226 251V250H225ZM258 251V250H257ZM259 251H261V250H259ZM3 252V251H2ZM82 252V251H81ZM100 252H101V250H100ZM104 252V251H103ZM112 252V251H111ZM117 252H119V251H117ZM125 252V253H126ZM166 252V251H165ZM196 252H198V251H196ZM203 253H204V250L202 251ZM207 252H208V248H207ZM52 253H54L53 251H52ZM77 253H79V251L77 252ZM115 253V254H114ZM120 253H122V254H120L121 255V258H122V255L124 254L123 252H120ZM45 254V255H46ZM55 254V253H54ZM54 254H52V255H54ZM73 254V253H72ZM80 254H81V256H80ZM86 254V253H85ZM104 254V253H103ZM102 254V255H103ZM109 254V253H108ZM111 254V256H118L117 254H116V251H115V249H113V252L112 253H110ZM207 254V253H206ZM246 254V253H245ZM24 255H25V257H24ZM24 255H22L24 258H27V257H29V256H26V255H28V254H24ZM44 255V256H45ZM51 255V254H50ZM80 257H76V258H78L79 259V261L81 260H83V256L85 257V255H84V253H79L78 254ZM101 255V258L103 257ZM126 255H127V253H126ZM156 255V252L154 251V256ZM157 255H159V257H158V259H159V261H162L163 262V258H165L166 256L164 255V253L162 252V250L160 249V250H157ZM248 255V254H247ZM48 256V255H47ZM71 256V255H70ZM69 256V257H70ZM73 256V255H72ZM76 256V255H75ZM124 256V255H123ZM204 256V255H203ZM214 256V255H213ZM235 256V255H234ZM239 256V255H238ZM52 257V256H51ZM66 257V256H65ZM105 257V256H104ZM208 257V256H207ZM217 257V256H216ZM2 258V257H1ZM60 258V257H59ZM100 258V257H99ZM116 258V257H115ZM141 258V257H140ZM201 258V257H200ZM220 258V257H219ZM218 257H217V260L219 259ZM246 258H248V257H246ZM255 258V257H254ZM29 259H30V257H29ZM48 259V258H47ZM47 259L45 260V258H44V260L45 261H47ZM53 259H54V257H53ZM64 259V258H63ZM68 259V258H67ZM124 259H126V258H124ZM129 259V258H128ZM127 259V260H128ZM132 259V258H131ZM146 259V258H145ZM145 259H144V264H145ZM197 259V260H196ZM207 259H210V255H209V258H207ZM206 259V260H207ZM252 259V258H251ZM42 260V259H41ZM41 260L39 261L40 263H41ZM44 260H43V262H44ZM56 260V259H55ZM97 260H98V258H97ZM111 260H112V257H111ZM119 260V259H118ZM249 260V259H248ZM247 260V261H248ZM256 260V259H255ZM61 261H62V258H61ZM72 261V260H71ZM79 261H76L75 260V263L74 264H80V262ZM110 260H108V262H109ZM123 261V260H122ZM132 261H134V262H136L137 260L136 259H133ZM132 261H131V263H132ZM148 261V260H147ZM209 261V260H208ZM211 261V260H210ZM218 261H222V262H220L221 264H224V262H226L227 261V258H220ZM263 261V260H262ZM2 262V261H1ZM0 262V263H1ZM42 262V263H43ZM77 262V263H76ZM79 262V263H78ZM102 262H103V260H102ZM113 261H110V263H112ZM117 262V261H116ZM115 262V264H118L119 262H121V259H120V261L119 262H117L116 263ZM125 262V261H124ZM141 262V261H140ZM214 262L216 263V259L214 260ZM239 262V261H238ZM39 263V264H40ZM101 263V262H100ZM206 263H207V261H206ZM209 263V262H208ZM62 264V263H61ZM66 264V263H65ZM107 264H109V263H107ZM114 264V263H113ZM120 264V263H119ZM135 264V263H134ZM139 264V263H138ZM147 264V263H146ZM196 264V263H195ZM240 264V263H239Z\"/></svg>",
  "mask_w": 264,
  "mask_h": 264
},
{
  "label": "water",
  "instance_id": "95a60500",
  "mask_svg": "<svg viewBox=\"0 0 264 264\" xmlns=\"http://www.w3.org/2000/svg\"><path fill=\"white\" fill-rule=\"evenodd\" d=\"M38 5L35 0L0 1V58L26 48L24 52L31 56L43 83L54 81L87 63L69 20H90L93 27H88L87 31L100 57L112 54L121 45L134 44L157 32L139 0H41V13ZM108 10L114 18V26L101 17V12ZM65 56H68L70 64ZM0 63L3 66L7 64ZM1 64L0 105L13 98ZM45 150L46 145H41L13 156L0 164V172ZM7 191V187L1 189V203V199L7 198ZM13 199L20 213H24L15 197ZM0 209L4 211L2 205Z\"/></svg>",
  "mask_w": 264,
  "mask_h": 264
},
{
  "label": "crops",
  "instance_id": "0c3cea01",
  "mask_svg": "<svg viewBox=\"0 0 264 264\" xmlns=\"http://www.w3.org/2000/svg\"><path fill=\"white\" fill-rule=\"evenodd\" d=\"M24 49H26V48H21V49H19V50H15V51H13V52H11V53H8V54L2 56V57L0 58V61H2V62L9 61V58H10L12 55H15L17 52L22 51V50H24ZM0 64H1V63H0Z\"/></svg>",
  "mask_w": 264,
  "mask_h": 264
}]
</instances>
